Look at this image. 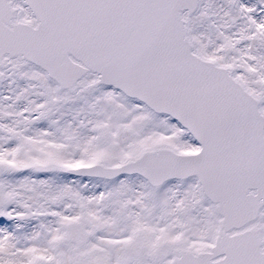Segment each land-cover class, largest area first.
Listing matches in <instances>:
<instances>
[{
  "label": "snow or ice",
  "instance_id": "obj_1",
  "mask_svg": "<svg viewBox=\"0 0 264 264\" xmlns=\"http://www.w3.org/2000/svg\"><path fill=\"white\" fill-rule=\"evenodd\" d=\"M0 264H264V0H0Z\"/></svg>",
  "mask_w": 264,
  "mask_h": 264
}]
</instances>
